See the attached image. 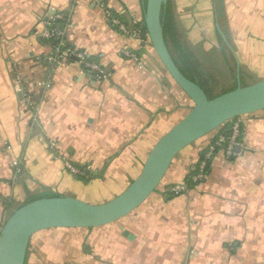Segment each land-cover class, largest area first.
<instances>
[{
  "label": "crops",
  "instance_id": "crops-1",
  "mask_svg": "<svg viewBox=\"0 0 264 264\" xmlns=\"http://www.w3.org/2000/svg\"><path fill=\"white\" fill-rule=\"evenodd\" d=\"M102 1L130 28L145 24L144 0ZM170 2L188 52L189 36L213 41L220 30L233 45L235 76L221 84L204 69L208 93L264 78V0H224L226 21L214 0L210 9L207 0ZM59 12L70 22L68 43L110 78L98 80L78 62L45 59L53 43L41 32ZM193 106L153 45L119 30L98 0H0V233L15 208L42 193L112 199ZM218 130L182 150L159 187L125 217L36 231L26 264H264V110L242 116L237 154L217 150L207 179L173 197L163 191L189 176ZM66 160L85 173L70 172Z\"/></svg>",
  "mask_w": 264,
  "mask_h": 264
},
{
  "label": "water",
  "instance_id": "water-1",
  "mask_svg": "<svg viewBox=\"0 0 264 264\" xmlns=\"http://www.w3.org/2000/svg\"><path fill=\"white\" fill-rule=\"evenodd\" d=\"M169 1H146L143 36L150 39L167 71L193 100V108L156 142L139 175L112 199L91 203L72 195L54 194L15 208L0 233V264H26L30 238L36 231L91 228L125 217L159 187L182 150L236 117L264 110V78L246 85L239 79L234 88L210 97L202 85L181 71L164 34L163 13Z\"/></svg>",
  "mask_w": 264,
  "mask_h": 264
},
{
  "label": "built area",
  "instance_id": "built-area-1",
  "mask_svg": "<svg viewBox=\"0 0 264 264\" xmlns=\"http://www.w3.org/2000/svg\"><path fill=\"white\" fill-rule=\"evenodd\" d=\"M99 6L105 11L110 21L118 27L124 34L130 37H136L144 42L151 41L149 38H145L143 33L146 31L145 24L136 25L134 28H130L126 20L114 15L108 4L102 0H98ZM68 17L65 13H57L51 18L48 27L44 28L41 32V36L46 40L53 43V51L50 55L45 57L46 60L56 61H74L80 63L86 70L94 74L98 80H105L112 76V73L102 67V65L95 59H92L88 54L81 49H77L71 46L66 40L67 27H69ZM122 54L126 57L139 60L137 53L123 49ZM242 136V116L236 117L231 125V132L229 135L222 134L214 142H212L202 153L199 160L191 167L189 175L193 183L198 184L208 177L210 168V162L214 157L217 150L223 148L226 155L230 158L237 154L236 147L241 144L240 139ZM55 147L56 144L53 143ZM15 165L19 163L15 161ZM66 168L75 175H83L86 171L83 167L76 166L73 162L65 161ZM19 171V168H18ZM167 192L171 194H181L190 190L186 181L169 184L166 188Z\"/></svg>",
  "mask_w": 264,
  "mask_h": 264
},
{
  "label": "trees",
  "instance_id": "trees-1",
  "mask_svg": "<svg viewBox=\"0 0 264 264\" xmlns=\"http://www.w3.org/2000/svg\"><path fill=\"white\" fill-rule=\"evenodd\" d=\"M146 1L147 0H144L145 8H146ZM214 3H215V8H216V13L218 14V16L224 17L225 15L224 14L225 12L224 0H214ZM163 24H164V34H165L166 42L168 44V48L174 60L178 64L179 68L181 69V71L184 74H186L189 78H191L192 80L197 81L200 85H202L208 91L207 84L202 79L199 73L200 66L198 64V60L195 58V55L193 53L187 51V48L185 47V45L183 44V42L178 36V29H177V25L175 23V19L172 13V7H171L170 1L163 13ZM209 95L210 97H213L211 93H209ZM234 120L235 118L225 123L218 130V133L215 135L212 142H214L222 134L229 135L231 132V125ZM183 181L187 182L190 189L191 187L196 185L195 183H193L191 179V175L187 176L186 179ZM166 188L167 186L163 190L165 194H167L169 197L175 196V194H171L167 192ZM46 195H54V194L49 193V192L42 193L40 195L31 197L29 201L42 197V196H46Z\"/></svg>",
  "mask_w": 264,
  "mask_h": 264
},
{
  "label": "rangeland",
  "instance_id": "rangeland-1",
  "mask_svg": "<svg viewBox=\"0 0 264 264\" xmlns=\"http://www.w3.org/2000/svg\"><path fill=\"white\" fill-rule=\"evenodd\" d=\"M206 3L208 4L207 8L210 9L209 0H207ZM224 14L221 20L226 21V10ZM187 27L189 28L190 26H186L185 24V29H188ZM212 35L213 41H208L207 38L206 40L203 35H201V41H199V39L194 40L190 38V36L186 40L188 41L191 52L195 53V58L198 60L200 66L199 71L203 72L205 69L206 72L212 75V78L220 81L221 84H229L237 72L235 55L232 53L233 45L229 39H227V43L223 39L221 33L216 35L213 33ZM210 39L211 38H209V40Z\"/></svg>",
  "mask_w": 264,
  "mask_h": 264
}]
</instances>
